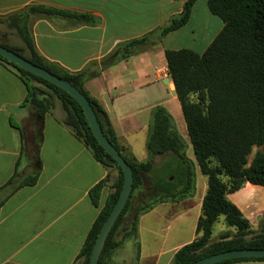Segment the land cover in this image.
<instances>
[{"label": "crops", "instance_id": "1", "mask_svg": "<svg viewBox=\"0 0 264 264\" xmlns=\"http://www.w3.org/2000/svg\"><path fill=\"white\" fill-rule=\"evenodd\" d=\"M187 1L0 0V41L24 47L17 30L8 25L10 21L20 22L28 26L38 52L49 63L71 75L97 63L99 67L89 69L91 74L119 45L165 27L182 13ZM34 7L88 15L96 23L38 15L31 12ZM223 27V22L210 13L207 0H197L183 28L148 50L101 70L85 83L89 95L105 111L119 146L138 162L149 157L147 140L156 107H164L184 140H189L165 52L202 49L193 50L202 54ZM27 100L25 83L0 64V264H79L81 250L120 174L115 166L98 162L75 138L64 124L66 114L59 100L43 120L35 116ZM164 159L156 158L155 164L160 166ZM31 177H36L33 185L22 184ZM100 184L99 205L95 206L90 193ZM228 199L249 221L253 232L264 228V187L246 183L228 194ZM183 204L163 203L141 216L139 260L135 261L133 242L131 253L122 257V247L110 264H171L177 251L196 238L202 203L194 236L182 241L174 235L167 248L155 232L150 234L152 244L145 246L143 220L157 210L170 214ZM118 258H122L119 263Z\"/></svg>", "mask_w": 264, "mask_h": 264}, {"label": "trees", "instance_id": "2", "mask_svg": "<svg viewBox=\"0 0 264 264\" xmlns=\"http://www.w3.org/2000/svg\"><path fill=\"white\" fill-rule=\"evenodd\" d=\"M196 2L188 0L182 13L172 17L165 27L116 47L102 60L101 68H96L91 74L88 73L89 69L99 67L97 63L75 75L49 63L38 52L28 26H22L20 22L10 21L8 25L17 30L24 47H12L0 41V46L73 84L92 105L105 136L133 169L131 196L108 236L99 264H110L114 255L128 241L134 242L135 261L139 260L141 216L160 204L181 203L194 198L196 165L207 178L197 236L177 251L171 264H192L233 250H264V228L258 233L253 232L249 221L228 199V194L237 192L246 183L264 187V0H207L210 13L224 24L212 44L202 54L189 49L165 52L168 73L181 103L196 163L188 156V145L177 130L172 116L161 106L152 112L147 140L148 160L138 162L119 146L105 111L85 89L87 80L101 70L148 50L171 32L183 28L190 20ZM31 12L75 18L87 24L96 23L88 15H74L57 9L34 7ZM0 64L25 83L27 102L39 120H43L59 100L66 114L64 124L71 128L75 138L91 151L98 162L105 167L115 166L119 171V180L101 208L80 253L82 262L79 264H89L99 232L122 190L123 170L99 145L83 109L73 97L1 56ZM255 148L258 151L249 162ZM158 157L165 158L160 166L155 164ZM213 162L216 165H212ZM148 173L149 178H146ZM35 182L36 177H31L22 184L33 185ZM102 187L103 184H100L90 193L95 206L99 205ZM141 189H144L141 204L133 208V199ZM131 212L128 227L121 238H117L123 220ZM221 217L236 233L233 236L225 233L218 241L212 242L214 226ZM217 264H264V258H238Z\"/></svg>", "mask_w": 264, "mask_h": 264}, {"label": "water", "instance_id": "3", "mask_svg": "<svg viewBox=\"0 0 264 264\" xmlns=\"http://www.w3.org/2000/svg\"><path fill=\"white\" fill-rule=\"evenodd\" d=\"M0 56L8 60L9 62L19 66L23 70L57 86L58 88L68 93L71 97H73L83 109L84 115L91 129V132L96 138L99 145L106 151L108 155H110L120 165V167L123 170L124 181L119 198L112 212L110 213L109 217L102 226L92 250L89 264H99L100 257L103 252L106 241L108 239V236L113 226L115 225L116 221L123 212L124 208L126 207V204L131 196L133 190V184H134L133 169L124 160V158L121 156L120 152L116 149V147L105 136L92 105L90 104L88 99L73 84L66 81L65 79L56 76L50 71L31 63L30 61L26 60L17 53L9 49H6L2 46H0ZM254 257L264 258V250L243 249V250L227 251L224 253L203 258L192 264H217L231 259L254 258Z\"/></svg>", "mask_w": 264, "mask_h": 264}, {"label": "rangeland", "instance_id": "4", "mask_svg": "<svg viewBox=\"0 0 264 264\" xmlns=\"http://www.w3.org/2000/svg\"><path fill=\"white\" fill-rule=\"evenodd\" d=\"M200 16V15H199ZM207 44V42L205 43ZM189 50H202V49H189ZM188 145L187 154L192 161L196 163L195 155L192 149V145L190 142V139L186 142ZM258 151L257 148L253 150V153L249 157V162L252 161L255 153ZM212 165H216L215 162L212 163ZM197 167V178H196V193L194 198L188 199L182 203H186L180 206H176L171 210L170 214L165 213L164 210H157L150 216H147L143 220V242L146 244L145 246H150L152 244V239L150 237V234L155 232L156 237L160 239V241L163 243V247L167 248L169 246V243L173 239L174 235H179L180 239L182 241H188L190 240L194 234H195V227H196V216L199 210V206L202 203V198L204 197L207 187L204 181L207 182V178L201 174V172ZM204 179V180H203ZM142 193L139 191V193L136 194V198L133 199L132 207L136 208L141 204L142 199ZM196 204V206L194 205ZM169 207V206H167ZM132 212L129 213L125 219L123 220L121 227L118 231L117 238H121L123 235L125 229L128 227V223L131 219ZM229 233L230 235H235L236 230L234 228H229L224 221V218L221 217L219 221L215 224L214 230H213V236L211 241L215 242L218 241L221 237V235ZM124 250L122 253V257H125L126 254L131 253V250L133 248V242L128 241L124 243ZM123 246V247H124ZM135 251V249H134ZM122 259V258H121ZM121 259H117L118 263L121 261ZM119 264H123V261ZM145 264H152V262H148Z\"/></svg>", "mask_w": 264, "mask_h": 264}]
</instances>
